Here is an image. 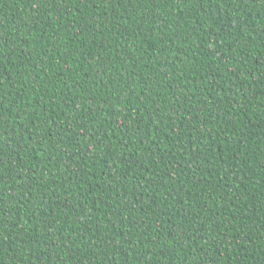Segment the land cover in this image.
Masks as SVG:
<instances>
[{
    "label": "trees",
    "instance_id": "16d2710c",
    "mask_svg": "<svg viewBox=\"0 0 264 264\" xmlns=\"http://www.w3.org/2000/svg\"><path fill=\"white\" fill-rule=\"evenodd\" d=\"M264 0H0V264H264Z\"/></svg>",
    "mask_w": 264,
    "mask_h": 264
},
{
    "label": "snow or ice",
    "instance_id": "6c2138e0",
    "mask_svg": "<svg viewBox=\"0 0 264 264\" xmlns=\"http://www.w3.org/2000/svg\"><path fill=\"white\" fill-rule=\"evenodd\" d=\"M261 167H262V169H264V163H262Z\"/></svg>",
    "mask_w": 264,
    "mask_h": 264
}]
</instances>
